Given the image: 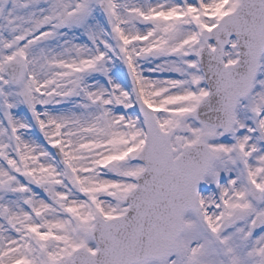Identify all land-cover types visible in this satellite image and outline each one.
Listing matches in <instances>:
<instances>
[{
	"label": "snow or ice",
	"instance_id": "1",
	"mask_svg": "<svg viewBox=\"0 0 264 264\" xmlns=\"http://www.w3.org/2000/svg\"><path fill=\"white\" fill-rule=\"evenodd\" d=\"M0 264H264V0H0Z\"/></svg>",
	"mask_w": 264,
	"mask_h": 264
}]
</instances>
